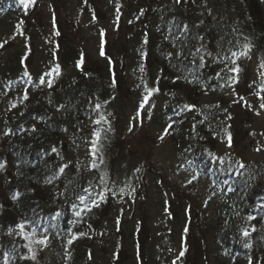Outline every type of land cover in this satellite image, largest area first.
Here are the masks:
<instances>
[{
	"label": "rangeland",
	"instance_id": "1",
	"mask_svg": "<svg viewBox=\"0 0 264 264\" xmlns=\"http://www.w3.org/2000/svg\"><path fill=\"white\" fill-rule=\"evenodd\" d=\"M222 1L230 19L213 10L205 24L240 29L239 70L223 74L230 64L222 58L228 51L222 33L203 50V74L197 78L178 69L188 42L180 11L203 12L206 0L0 5V201L5 206L18 209L10 193L22 173V153L11 135L24 140L44 128L42 120H63L55 151L35 153L44 159L30 164L35 177L26 191L38 198L37 215L19 211L2 226L0 264L5 254L7 264H264V40L249 43L244 25L249 14L264 32V0ZM166 5L176 15L170 25L159 12ZM84 71L103 81L101 90L73 87ZM148 89L158 91L149 95ZM33 102L46 110L16 132L11 125L22 115L17 110ZM101 115L107 123H94ZM97 130L98 167L93 168ZM89 194L85 207L78 197ZM73 204L84 209L79 217ZM21 221L31 222L26 232L35 227L33 239L47 238L44 245H33L35 261L21 258L29 254L24 246L29 241L16 234Z\"/></svg>",
	"mask_w": 264,
	"mask_h": 264
},
{
	"label": "trees",
	"instance_id": "2",
	"mask_svg": "<svg viewBox=\"0 0 264 264\" xmlns=\"http://www.w3.org/2000/svg\"><path fill=\"white\" fill-rule=\"evenodd\" d=\"M16 1L17 0H0V5L10 8ZM210 2L212 3L213 7L216 10H218V8H221V6H225L224 1L222 0H218L217 3L214 2L213 0H211ZM241 8H242V11L243 10L245 11V9H243L244 8L243 3H241ZM173 9L180 11L175 7H173ZM233 9L237 13L238 11L241 10L239 6H235ZM202 11L203 12L197 11L196 9L192 11H185L183 9V12L182 11L180 12L185 16L186 19H190L194 15L198 14L201 17L199 18L198 21H199V24L200 23L202 24V26L201 24L200 25L198 24L199 27L198 26H197L198 28L196 27L197 34L200 33L201 37H203L204 39L205 36H207V32H208L210 33L209 37H211V39L213 40L214 36H218V34H222L219 28L221 24L219 23V25H217L215 22V25L212 26L213 28L211 27L212 28L211 29L208 25L205 24V19L208 16V14H212V12H207L205 10H202ZM245 15H246V19L244 20V25L246 27L245 34L247 35V38L249 39V43H250V40L252 41L251 44H253L254 40L255 42H260V41L263 42L264 32L257 26L256 22H254L255 20L253 19V16H250L249 14H245ZM217 18H218V15H217ZM225 19L229 20L230 16H226ZM225 35L226 33L223 34V36ZM184 45H185L184 47H187L189 45V40L187 44H184ZM77 79L78 80L75 81V84L73 85V87L74 86L78 87L79 85L82 84L81 86L83 87H87V88L96 87V89L101 90L104 85L103 81L100 80L95 74L91 72H87V71L82 72L78 76ZM45 110L46 108L42 107V104L40 102L29 103L27 106L23 107V109L21 108L20 110H17L18 113L20 112L22 115L20 117L16 116L15 120H13L12 125H11L12 129H14L16 132H19V129H22V127L19 126L21 125L22 122L24 123V121L26 120L27 122L34 121V119L38 117V113L42 114L44 113ZM42 121L45 123L44 128H35L34 131L29 133V136L27 139H24V140L19 139L18 141H15V137L16 139H18L17 136L15 134L11 135L14 137V140H13V142L15 143L14 146L17 148L18 152L22 153V158H23L19 160L21 162L20 164H18L19 168H21L22 170V173L20 176L21 178L17 180L19 181V185L17 186L16 189H13L14 190L13 193H10L13 196L16 195V198L14 201L18 202V209L14 211L13 210L14 208L12 207H16L15 204L12 203L13 206L12 204L5 206L4 200L2 202L0 201V229L2 228V226L6 224L8 220H11V217L15 218L16 220L17 217L19 216V211H25L26 213H29L30 215H33L34 217H36L35 215H37L38 211H37V208L34 206L36 204L35 201L38 198L34 197V195H31L29 191H26L27 188L31 187V184L35 177V173L30 168V164L32 163V161L40 164L41 160L44 159L40 156V154L38 156H35V153H39L41 151L48 152L49 150L55 147V145L57 144V135H59L61 131L60 126H61V123L63 122L62 118L58 120V117H53V119H51L50 121L46 119ZM14 152L15 151H13V153ZM47 167L49 168V166L42 168L43 171H46L45 169H47ZM17 181H14V182L12 181L11 185L17 184L16 183Z\"/></svg>",
	"mask_w": 264,
	"mask_h": 264
},
{
	"label": "built area",
	"instance_id": "3",
	"mask_svg": "<svg viewBox=\"0 0 264 264\" xmlns=\"http://www.w3.org/2000/svg\"><path fill=\"white\" fill-rule=\"evenodd\" d=\"M209 4L208 8L205 11L207 12H214L216 9L213 7L212 3L208 0H206ZM214 10V11H213ZM220 14H222L224 17L228 16L226 6H221V8H218ZM159 12L161 17H163L164 23L170 25L171 22L174 21L173 17H176L174 14V11L172 8L168 5L163 6L159 8ZM218 13V12H217ZM199 18H201L198 14L194 15L190 19H184L183 21H180L182 24L186 25V37L189 40V45L187 47H184L182 52L180 53L179 58V70L180 72L185 75L186 77L190 78H197L202 76L203 69H204V57H203V50L208 48V46L211 43V37L205 36L201 37V34L196 32V25L199 23ZM221 33H226V39H227V49L228 51L224 56H222L223 59L227 57V60L230 64V66L223 70V74L228 73L230 69L236 68L235 65V56L232 54L235 52L236 54L240 52V29L236 27V29H229L226 30L223 28V26L220 27ZM202 58V59H201Z\"/></svg>",
	"mask_w": 264,
	"mask_h": 264
},
{
	"label": "snow or ice",
	"instance_id": "4",
	"mask_svg": "<svg viewBox=\"0 0 264 264\" xmlns=\"http://www.w3.org/2000/svg\"><path fill=\"white\" fill-rule=\"evenodd\" d=\"M179 2V0H178ZM19 3L22 4L25 9H27L29 7V5L32 3V0H19ZM247 48H251V45H247L246 46ZM233 56H236V53L234 52L232 54ZM242 55H247V52H244L242 53ZM202 59V58H201ZM238 68H233V69H230V71H234V72H238ZM56 71L58 72V66L56 68ZM141 71H143V68H141ZM25 76H29V79L31 78L29 73L27 72V70H25V73H24ZM45 75H51V73H46ZM40 82L41 83H44L45 80H44V77H41L40 78ZM49 83V86L51 85V81H48ZM153 91H158V89H148V94L151 95V93ZM25 99L27 98V95H25L24 97ZM145 101H147V96L145 97ZM101 106L99 104L96 105V108L99 109ZM186 108H191L192 106H189V105H186L185 106ZM261 108H264V103L261 104ZM101 122L103 123H107V120L106 118L101 115V117L94 121V123L96 124H100ZM169 127H171V125H169ZM165 132H167V129H165ZM101 135V131L100 130H97V131H94L93 132V136L95 139H93L92 141V156H93V163H92V167L93 168H96L98 167V165L96 164L95 160H96V157H97V152H98V140H99V137ZM229 143H231V137L229 136ZM53 151H55V148L53 149ZM101 160V163H102V157L100 158ZM237 165L239 168H244V164L242 162H237ZM3 163H0V168H3ZM67 167V165H63L60 167L59 169V172L60 173H63L65 168ZM101 182L103 183V177H101ZM87 191V190H85ZM18 195V194H17ZM91 197V194H89L88 197L84 196V195H81L78 197L79 201L81 202V204H85V207H87L86 205V200L90 199ZM16 197L14 196L13 199H15ZM99 200H103L104 199V194H103V191L99 194ZM91 203L93 205H95L97 203V200L96 199H91ZM72 209L74 210V215L79 217L81 215V212L84 211V209H80V210H76L77 209V205L76 204H73L72 205ZM59 215V214H58ZM251 219V217H249ZM31 223L30 221H21L19 222L17 225H16V229H18L19 231L16 232L17 235H19L23 240L25 241H29V243L25 244L24 246L28 249V255H25L23 257H21L22 259H30V260H33L35 261L36 260V254H35V250L33 248V245L34 244H39V245H44L46 243V240L47 238L45 237L44 239H40V240H36V239H33L34 235H35V227H33V231L32 232H26L25 231V228H26V225ZM13 231H15L14 229H9V233L11 234ZM243 235L245 237H247L249 235L248 231L245 230L243 232ZM72 239H75V237H73ZM69 243L72 242V240H69L68 241ZM250 245L249 244H246L245 247H249ZM184 253L183 251H181L180 255L182 256ZM7 260H8V255L5 254V264H7Z\"/></svg>",
	"mask_w": 264,
	"mask_h": 264
}]
</instances>
